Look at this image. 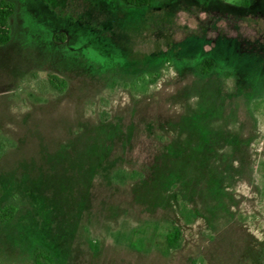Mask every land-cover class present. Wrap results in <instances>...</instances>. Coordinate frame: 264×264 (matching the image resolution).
I'll use <instances>...</instances> for the list:
<instances>
[{"label":"rangeland","instance_id":"rangeland-1","mask_svg":"<svg viewBox=\"0 0 264 264\" xmlns=\"http://www.w3.org/2000/svg\"><path fill=\"white\" fill-rule=\"evenodd\" d=\"M7 1L0 264H264V0Z\"/></svg>","mask_w":264,"mask_h":264},{"label":"trees","instance_id":"trees-1","mask_svg":"<svg viewBox=\"0 0 264 264\" xmlns=\"http://www.w3.org/2000/svg\"><path fill=\"white\" fill-rule=\"evenodd\" d=\"M123 5L129 8H133L139 11H147L155 8L156 6H159L161 4H165L168 2V0H118ZM182 0H176V2L170 4L169 13L173 14L175 9H178L180 6ZM186 1V0H184ZM199 3H201V6H203L208 11L209 8L213 7L216 3V1L220 0H198ZM244 6L246 8L250 7V3L248 0L244 1ZM230 8V7H229ZM237 7H233L232 9H235ZM16 12V5L13 2L7 1V0H0V46H5L9 44L12 40V26H11V18ZM141 14V13H140ZM233 14V11L231 12ZM140 17V15H139ZM141 20V19H140ZM214 22L216 21L215 18L212 19ZM210 20L209 22L213 23V21ZM209 23V24H210ZM208 23L206 25H209ZM194 41L198 44L194 45L196 46V49L193 50L192 54L195 53V51L199 52L202 51V48L204 45L210 43L208 40H201L197 38H191L190 40H187L186 42H183L180 47L186 46L189 41ZM54 41L56 43L63 44L66 42V35L64 33H58L54 36ZM180 48V51L178 52V55H184L188 56L186 53H184ZM216 51H218V44L216 46ZM219 52V51H218ZM166 61L172 60V57L169 55L165 58ZM169 62V61H168ZM217 59L211 57L210 55H202L197 67L198 71L201 75L207 76L209 75L214 68L216 67ZM48 81L50 85L56 89L57 91L64 92L67 88V82L62 79L61 77L51 74L48 77ZM7 146L3 144V142H0V158L2 157L3 153L5 152ZM15 213H12L10 211H4L0 213V224H4L6 222L11 221L14 218ZM181 237V232L179 229H173L171 230L167 235V241H168V247L169 249H177L179 246V241ZM34 261L35 264H55L54 257L51 254H47V257H43L40 252L36 251L34 253Z\"/></svg>","mask_w":264,"mask_h":264},{"label":"flooded vegetation","instance_id":"flooded-vegetation-1","mask_svg":"<svg viewBox=\"0 0 264 264\" xmlns=\"http://www.w3.org/2000/svg\"><path fill=\"white\" fill-rule=\"evenodd\" d=\"M207 45H210V43H208V44H206V45H204V46H207ZM204 46H203V47H204ZM202 49H204V48H202ZM213 54H214V53H213V50L211 49L210 52L208 53V55H210L211 57L217 59V57H215V55H213Z\"/></svg>","mask_w":264,"mask_h":264}]
</instances>
